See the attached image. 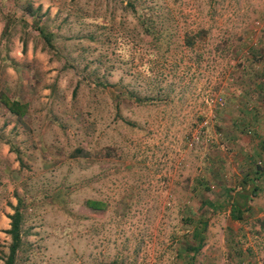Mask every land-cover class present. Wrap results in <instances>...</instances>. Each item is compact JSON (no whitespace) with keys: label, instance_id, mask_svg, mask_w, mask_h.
I'll use <instances>...</instances> for the list:
<instances>
[{"label":"rangeland","instance_id":"obj_1","mask_svg":"<svg viewBox=\"0 0 264 264\" xmlns=\"http://www.w3.org/2000/svg\"><path fill=\"white\" fill-rule=\"evenodd\" d=\"M256 165L264 0H0V264H264Z\"/></svg>","mask_w":264,"mask_h":264},{"label":"trees","instance_id":"obj_2","mask_svg":"<svg viewBox=\"0 0 264 264\" xmlns=\"http://www.w3.org/2000/svg\"><path fill=\"white\" fill-rule=\"evenodd\" d=\"M33 13V11H31ZM34 25L36 29L39 31L40 35L45 40V43L47 46L51 45V38L50 33L46 32L42 26H40L37 22H34ZM2 102L6 106V108L18 119H21L22 116L25 113L26 106L16 99H10L7 95L2 94ZM76 152H81L80 150L76 149ZM257 168L255 169L252 178L254 180H257L260 175H264V167L262 170L259 169L258 165H256ZM87 204L92 208H97L100 206L98 201H87ZM240 205H238L236 202L231 203L230 208V214L232 218L240 220L242 218ZM10 218V228L7 230V233L11 237V243L9 245V254L6 258L5 264H14L16 259L17 251L21 245V224H22V212L20 211V205L19 203L14 207V213L9 215ZM199 235V230H194V236ZM199 248V246L196 247V250Z\"/></svg>","mask_w":264,"mask_h":264},{"label":"built area","instance_id":"obj_3","mask_svg":"<svg viewBox=\"0 0 264 264\" xmlns=\"http://www.w3.org/2000/svg\"><path fill=\"white\" fill-rule=\"evenodd\" d=\"M208 102H209L210 105L215 104V105H220L221 106V105H223L224 101H223L222 97L218 95V96L211 97ZM205 124H206V121L202 122L200 124V128H202ZM198 138H199L198 137V131L196 130V131H194V133L192 135L190 144H192L194 141H197Z\"/></svg>","mask_w":264,"mask_h":264}]
</instances>
